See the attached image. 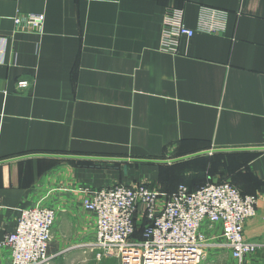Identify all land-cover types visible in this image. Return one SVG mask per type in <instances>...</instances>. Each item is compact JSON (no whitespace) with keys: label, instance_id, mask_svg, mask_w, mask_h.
Instances as JSON below:
<instances>
[{"label":"crops","instance_id":"0c3cea01","mask_svg":"<svg viewBox=\"0 0 264 264\" xmlns=\"http://www.w3.org/2000/svg\"><path fill=\"white\" fill-rule=\"evenodd\" d=\"M169 8L194 30L214 10L220 29L163 51ZM27 14L41 25L16 26ZM224 181L257 199L243 232L261 246L241 264H264V0H0V240L50 206L48 254L72 256L93 239L86 188Z\"/></svg>","mask_w":264,"mask_h":264},{"label":"built area","instance_id":"2783aa9c","mask_svg":"<svg viewBox=\"0 0 264 264\" xmlns=\"http://www.w3.org/2000/svg\"><path fill=\"white\" fill-rule=\"evenodd\" d=\"M198 29L188 28L182 11L169 8L161 29V49L174 52L181 36L215 32L216 11H204ZM42 14L16 16V26L38 28ZM210 21V22H208ZM22 86L26 85L21 81ZM83 207L94 215L88 246L97 260L116 257L120 264H200L210 249L228 251L237 264L261 243L246 240L244 223L256 214L257 199L242 195L229 182H210L190 191L184 185L171 194L153 191L144 183L84 189ZM2 206L0 205V211ZM56 217L50 206L19 210L15 226L0 240L9 252L7 264H47ZM219 231L215 232V227Z\"/></svg>","mask_w":264,"mask_h":264},{"label":"rangeland","instance_id":"374dc122","mask_svg":"<svg viewBox=\"0 0 264 264\" xmlns=\"http://www.w3.org/2000/svg\"><path fill=\"white\" fill-rule=\"evenodd\" d=\"M91 242V241H90ZM89 242V243H90ZM87 249H81L75 255H57L52 257L47 264H103L101 260H97L94 256V251L91 250V246L85 247ZM211 251V250H210ZM213 252V251H212ZM212 255V256H211ZM225 258L213 256V253H206L200 264H224Z\"/></svg>","mask_w":264,"mask_h":264},{"label":"water","instance_id":"95a60500","mask_svg":"<svg viewBox=\"0 0 264 264\" xmlns=\"http://www.w3.org/2000/svg\"><path fill=\"white\" fill-rule=\"evenodd\" d=\"M183 158H186V157H179V158H175V159H172V160H167V161H171V162H173V161H178V160H181V159H183ZM145 161H150V160H145ZM154 162H162L161 160H155ZM163 162H166V161H163Z\"/></svg>","mask_w":264,"mask_h":264},{"label":"trees","instance_id":"16d2710c","mask_svg":"<svg viewBox=\"0 0 264 264\" xmlns=\"http://www.w3.org/2000/svg\"><path fill=\"white\" fill-rule=\"evenodd\" d=\"M177 189V188H176ZM176 191V190H175ZM171 193H173V192H170V193H166V194H171Z\"/></svg>","mask_w":264,"mask_h":264}]
</instances>
